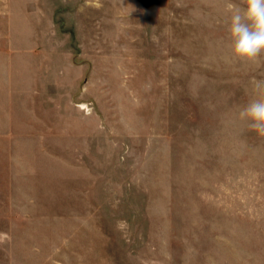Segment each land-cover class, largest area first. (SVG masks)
I'll return each mask as SVG.
<instances>
[{
  "label": "rangeland",
  "instance_id": "1",
  "mask_svg": "<svg viewBox=\"0 0 264 264\" xmlns=\"http://www.w3.org/2000/svg\"><path fill=\"white\" fill-rule=\"evenodd\" d=\"M228 2L0 0V264H264Z\"/></svg>",
  "mask_w": 264,
  "mask_h": 264
},
{
  "label": "clouds",
  "instance_id": "2",
  "mask_svg": "<svg viewBox=\"0 0 264 264\" xmlns=\"http://www.w3.org/2000/svg\"><path fill=\"white\" fill-rule=\"evenodd\" d=\"M226 8L231 12L228 31L233 56L240 61H255L264 54V0H245L243 8L228 2ZM240 118L249 121L250 128L264 137V99L250 102Z\"/></svg>",
  "mask_w": 264,
  "mask_h": 264
},
{
  "label": "crops",
  "instance_id": "3",
  "mask_svg": "<svg viewBox=\"0 0 264 264\" xmlns=\"http://www.w3.org/2000/svg\"><path fill=\"white\" fill-rule=\"evenodd\" d=\"M8 84H9L8 94H7L8 95V105H7V109L5 110V114L9 120V123H8V128L2 129V132H6V133L10 134L8 137H9V139H11V133L16 131V129H13V127H12L13 126L12 120L15 119L14 118L15 115H14L12 110L14 107H16V95H14V99H13V96H11V87H10L11 78L10 77L8 78ZM14 90H16V89H13V92H15Z\"/></svg>",
  "mask_w": 264,
  "mask_h": 264
}]
</instances>
